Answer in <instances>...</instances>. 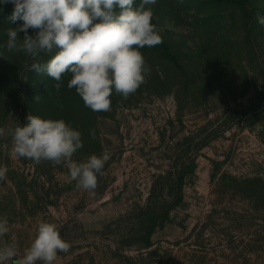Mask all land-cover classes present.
I'll list each match as a JSON object with an SVG mask.
<instances>
[{"label": "rangeland", "instance_id": "obj_1", "mask_svg": "<svg viewBox=\"0 0 264 264\" xmlns=\"http://www.w3.org/2000/svg\"><path fill=\"white\" fill-rule=\"evenodd\" d=\"M150 7L163 40L139 49L150 75L128 99L113 92L110 111L94 112L67 87L70 74L57 93L54 79L6 51L7 29L23 21L10 23L14 5L0 2V127L7 133L27 115L63 119L82 134L74 162L111 154L90 195L76 189L65 164L17 159L11 136L0 138V165L8 168L0 217L10 229L0 240L19 253L8 264L30 246L39 222L54 223L71 244L54 264H264V27L257 22L264 0ZM185 168L191 173L175 205ZM164 209L169 220L146 246L148 217Z\"/></svg>", "mask_w": 264, "mask_h": 264}, {"label": "clouds", "instance_id": "obj_2", "mask_svg": "<svg viewBox=\"0 0 264 264\" xmlns=\"http://www.w3.org/2000/svg\"><path fill=\"white\" fill-rule=\"evenodd\" d=\"M14 5L10 23L23 21L18 28H8L3 47L9 53H22L25 67L37 74H47L59 93L62 77L70 74L69 89H75L85 107L94 112L111 110L113 92L128 99L146 82L151 69L139 49L163 42L152 23L150 6L157 0H0ZM264 27V16H257ZM35 30V36L28 29ZM19 32L24 33L21 39ZM51 55L41 62L43 55ZM4 57V53L0 52ZM30 61V63H29ZM40 96L34 99L39 101ZM10 135L13 157L34 164H65L78 190L95 195L98 177L103 175L109 150L74 162L73 155L83 147L82 134L63 119H43L27 115L26 123L7 130L0 127V138ZM95 138V133H91ZM7 166L0 165V183L7 181ZM7 217H0V238L9 232ZM71 244L61 238L54 223L39 222L35 237L16 264H54L58 253H67ZM19 255L14 243L0 240V264H8Z\"/></svg>", "mask_w": 264, "mask_h": 264}, {"label": "trees", "instance_id": "obj_3", "mask_svg": "<svg viewBox=\"0 0 264 264\" xmlns=\"http://www.w3.org/2000/svg\"><path fill=\"white\" fill-rule=\"evenodd\" d=\"M0 51H1V44H0ZM14 87L12 86L11 92H14ZM16 91V90H15ZM12 94V93H11ZM188 173H191L190 168H185L183 172L178 176V185H177V193H176V199L174 201V204L177 205L182 201V185L184 182V179ZM169 220V210L164 209L160 211L157 215H152L148 217L147 225L145 229V233L140 237L141 241L146 246H151V236L154 233L156 228H162L163 225Z\"/></svg>", "mask_w": 264, "mask_h": 264}]
</instances>
